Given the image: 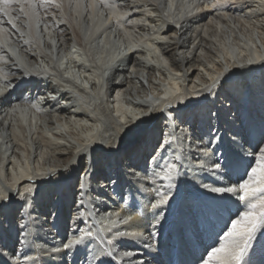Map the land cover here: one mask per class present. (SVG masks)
<instances>
[{
	"label": "bare ground",
	"instance_id": "1",
	"mask_svg": "<svg viewBox=\"0 0 264 264\" xmlns=\"http://www.w3.org/2000/svg\"><path fill=\"white\" fill-rule=\"evenodd\" d=\"M113 2L120 5L118 12L96 10L98 16L112 17L101 31H96L99 20L88 21L93 35L87 42L80 35L84 25L78 27L65 9L64 19L72 26L60 23L58 30H66L69 38L75 35V46L82 59L69 58L64 68H59L50 57L33 56L39 49L31 43L24 44L28 36L22 38L0 16L3 21L0 26L11 33L8 46L17 53L16 58L32 69L31 75L21 78L22 70L12 65L7 49L0 48V57H3L0 86L4 77L11 79L13 75L19 85L13 89L8 102L0 100V116L17 103L42 101L40 113L30 110L28 114L29 120H36V130L30 135L31 125H21L19 114L15 124L0 122V190H9L13 197L10 207L0 213V246L4 248L8 264H33V261L96 264L102 258L101 251L111 247L104 242L113 236L104 231L109 225L103 219L110 212L134 217L128 224L117 221L113 232L142 234L116 238L119 243L114 240L116 264H199L201 254L235 207L202 187L203 184L211 187L215 180L221 179L195 170L202 161L211 167L215 158L202 154L199 158L191 157L190 141L184 134L194 131L193 139L203 136L205 144L212 135H219L221 140L210 145V155L215 151L217 156L225 157L233 169L239 144L247 148L264 143V16L261 15L264 5L261 0H229L218 11L211 7L217 0H127L138 8L123 18L132 20L131 24L116 20L120 12L129 9L123 0ZM17 7L13 5L10 10L15 13ZM46 22L55 35L57 26L52 24L50 16ZM22 31L27 33L29 29L22 27ZM32 31L35 34V29ZM47 35L44 33L43 37L45 48L49 47ZM129 45L136 47L128 52ZM71 46L68 39L53 55L59 57L61 52L67 55ZM120 51L127 55L113 62ZM249 60L253 63L249 64ZM40 61L57 75L50 79L37 77L35 72L40 69L35 65ZM134 68L136 74H132ZM66 71L72 72L75 79L64 75ZM218 76L222 87L209 93L206 86H211ZM56 79H63L64 84L57 85L53 82ZM50 95L56 96L59 103L47 99ZM147 96L152 99L147 100ZM169 102L171 108L165 109V114L179 109L181 117L190 122L176 121V126L165 129L173 132L175 139L170 148L157 155H163L165 160L181 156L184 165L179 169L180 175L174 174L170 181L160 178L164 175L162 171L159 177L153 175V165L148 163L151 147L133 150L134 137L124 136L122 127L138 122L141 111L146 112L149 107L164 109ZM155 115L160 116L161 112ZM157 123L152 121L149 127L155 128ZM167 123L172 125L171 120ZM16 127L21 129L19 134L13 130ZM60 140L65 143L60 144ZM234 140L238 143H233ZM109 142L118 146L119 151L115 148L109 151ZM155 142L153 139L152 143ZM85 143L92 144L94 151L90 159L98 162L91 177L85 176L83 161L62 167L74 154L75 147ZM50 168H56L55 174L41 175ZM133 171L139 176L129 174ZM236 178L233 171L232 179ZM81 182L85 185L84 206L78 210ZM169 184L173 186L169 188ZM153 187L168 193V204L151 208V203L159 199ZM28 188L32 189L30 195H14L15 190L25 194ZM21 204H24L22 211H17ZM80 211L83 216L77 220ZM25 225L28 226L26 237L21 232ZM76 226L85 231L91 228L94 242L87 249L79 246V250L66 254L62 242ZM57 247L62 250L52 251ZM125 251L133 255L125 257ZM249 255L252 264H264V241H255Z\"/></svg>",
	"mask_w": 264,
	"mask_h": 264
},
{
	"label": "snow or ice",
	"instance_id": "2",
	"mask_svg": "<svg viewBox=\"0 0 264 264\" xmlns=\"http://www.w3.org/2000/svg\"><path fill=\"white\" fill-rule=\"evenodd\" d=\"M229 3V0H217L215 4H212L211 7L214 10H219ZM13 5L18 6L15 9V13L11 11ZM123 5L126 6L129 11L120 12V15L116 17L118 22L122 21L125 24L133 23L132 20L123 19L128 17L132 12L138 11V8L135 4L128 3L127 0H123ZM261 5H264V0H261ZM120 5L113 2V0H0V16L5 17L7 23L11 25V29L15 30L22 38L27 35L28 39L24 40V44H32L33 48H38V52H33V56L43 55L46 58L50 57L52 61L57 62L59 68L65 67V61L69 58L80 60L82 59L77 51L75 46V35L71 38L67 35V31L58 30V25L60 23L67 24L71 28V24L68 23V20L64 19L65 9H67L69 14V19H72L74 23L79 27L81 24L84 27L80 31L81 37L85 42L93 35V30L88 21L96 20L100 21V24L97 25L96 31H101L105 23H110L112 17H106L104 15H97L96 10L100 9L101 12L104 9H109L113 13L119 11ZM205 8L208 7L207 4L204 5ZM244 7H250L249 5H244ZM259 7V6H258ZM199 11V9H198ZM167 15V13H165ZM261 15L264 16V9L261 10ZM51 17L52 24L57 26V31L55 35L50 31L51 25L46 22L47 17ZM59 17L60 19H57ZM79 17L80 19H75ZM141 21H136V23H141ZM3 24V21H0V25ZM22 27H26L29 31L26 33L22 31ZM32 29H35V34ZM44 33H47V44L48 48H45L44 43ZM127 35V33H126ZM10 32H6L2 26H0V48L7 49V52L10 54L8 59L11 60L12 65L20 68V77H24L32 74V69H29L28 63L20 61L17 57V53L10 48ZM71 39L72 46L70 53L65 55L61 52V55L57 57L53 53L60 50V46L65 44V41ZM166 39V37H165ZM100 44H103L104 41H99ZM135 45L128 46V52H131ZM26 51H31V49H26ZM73 53L77 55L72 56ZM159 55V51L157 50ZM127 55V52L120 51L117 57L113 58V62L119 57ZM0 61H3V57H0ZM249 64H252L253 61L249 60ZM110 67V65H109ZM212 67V65H208ZM35 68L40 69V71L35 72L37 77H44L46 79L53 78L57 75L56 72L51 71L48 64L40 61L35 65ZM28 69L27 72L23 71ZM132 74H136V69L134 68ZM64 75H67L69 78L75 79L72 76V72L66 71ZM107 75V72H105ZM180 75V73H177ZM17 77L12 76L11 79L8 77L3 78V84L0 86V100L3 102H8V98L13 94V89L19 87L15 83ZM141 79H144V76H141ZM57 85L64 84L63 79L53 80ZM77 82H79L77 80ZM147 82V81H145ZM222 87L221 78L218 76L211 86H206V90L209 93H212L213 89L216 87ZM178 91V89H177ZM167 95V93H166ZM47 99L56 101L57 97L50 95ZM147 100H151V96L146 97ZM42 101H37L36 103H27L26 105H21L19 103L12 105L9 110L5 113L4 116H0V122H3L7 125L9 122L13 124L16 123V115L19 114V123L24 127H29V135L32 131L36 130V120L33 118L28 119V114L30 110H34L35 113H40L42 111L39 106ZM182 103V101H180ZM171 103L165 105L164 109L157 110L154 107H149L147 111H141L140 117H138V122L133 121L131 123H126L122 125L124 136L134 137V149L140 150L141 148L147 149L149 146L152 151L149 153L148 163L153 165V175L159 177L160 172L162 171L164 175L160 177L164 180H172L174 174L180 175V168H183V162L181 156H174L171 160H165L163 155H157L163 151H166L171 147L173 139H175L174 133L169 131L166 132L165 129L172 128L176 126V121H179L181 124H189L190 122L181 117L179 109H173L170 112L165 114V109H170ZM157 111L161 112L160 116H156ZM119 115V113H117ZM171 120L172 125H169L167 122ZM152 121H157L155 128H150L149 125ZM163 121V123H159ZM86 123V122H85ZM17 134L21 131L19 127L13 129ZM211 131V130H210ZM50 135V133H46ZM184 136L190 141L189 155L194 158H199L202 154L203 157L209 159L215 158L211 167H206L205 163L202 161L199 166L195 169L198 172H207L212 176H219L221 179L215 180L213 186L209 187L207 184H203L202 187L206 188L209 192L218 194L221 199H226L230 201L234 207L235 211L231 212L228 219L224 222V227L221 228L219 232L216 233L215 237L212 238V242L205 248L204 253L201 254L199 259V264H252L250 258V250L253 249L254 242L257 240L264 241V143L257 144L255 146L248 145L247 148L243 144H239L238 147L240 151L234 153L235 160V169L229 167V162L223 156H217L215 151L211 152L210 155V145L213 142H219L221 137L219 135H212L208 143H204V137H194V131L186 132ZM2 139V138H0ZM155 139V143H152V140ZM60 144H64V140L59 141ZM75 144V141L72 142ZM233 143H238L233 141ZM10 147V145H8ZM109 151H112L115 148L116 151H119L118 146L112 145L109 142ZM71 149V145L69 146ZM194 149V151H191ZM94 151L91 143H85L82 146H76L74 154L69 158L66 165L62 167L67 168L70 165H78L81 161L84 162V174L86 177H91L95 170L98 167V162L95 159H90L92 152ZM242 167V171L240 170ZM159 169L160 171H155ZM235 171L237 178L232 179V172ZM56 168H50L47 172L41 173V175L47 176L50 174H55ZM132 176H139L138 172L129 173ZM225 178L227 182H225ZM31 179V178H29ZM173 185L169 184L168 187L171 188ZM85 185L83 182L80 184V197L78 201V210L84 206L83 196L85 195L84 191ZM152 191L159 196V199L155 203H151V208L157 209L162 205H166L169 202V195L167 192H160L159 189L155 187L152 188ZM32 189L28 188L25 194H21L19 190H15V196L21 195H30ZM13 197L10 195L9 190H0V213L4 209L9 208L12 203ZM27 203V201H25ZM24 204H21L20 209L17 211H22ZM29 217L31 213L28 214ZM83 216V212L80 211L77 220ZM111 216H115L117 219H110ZM23 219V215L21 216ZM106 220L109 227L104 229L112 234L113 239H107L104 241V238L101 237V240L104 241L107 245L111 246L107 250L101 251V257L97 259L96 264H116L114 249L115 244L119 243V240L116 238L126 237V236H137L142 235L136 232H127V231H115L112 230L117 228V221L120 224H128L133 221L134 217L131 215H126L121 217L120 212H110L106 217L103 218ZM84 222V221H81ZM75 224V221H73ZM99 223V222H98ZM28 226L25 225L21 229V232H24L25 237L27 232L25 229ZM99 231V230H98ZM94 237V232L91 228L87 231L81 229L79 226H76L72 229V234L65 237V240L62 242V249L67 252H71L73 249L79 250V246H84L85 249L88 248V245L92 242ZM22 243V241H21ZM61 247L53 249L54 252H60ZM12 256L19 259L16 256L15 252L11 253ZM125 257H130L133 255L132 252L125 251L123 253ZM0 260H4V264H8V261L5 259V251L2 246H0ZM33 264H37L36 261H33Z\"/></svg>",
	"mask_w": 264,
	"mask_h": 264
}]
</instances>
